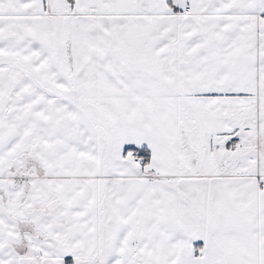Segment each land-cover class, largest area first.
I'll return each instance as SVG.
<instances>
[{
	"label": "snow or ice",
	"instance_id": "6c2138e0",
	"mask_svg": "<svg viewBox=\"0 0 264 264\" xmlns=\"http://www.w3.org/2000/svg\"><path fill=\"white\" fill-rule=\"evenodd\" d=\"M0 264H264V0H0Z\"/></svg>",
	"mask_w": 264,
	"mask_h": 264
}]
</instances>
